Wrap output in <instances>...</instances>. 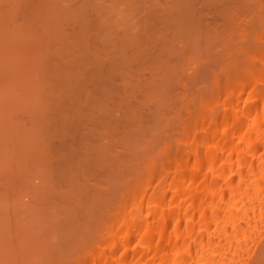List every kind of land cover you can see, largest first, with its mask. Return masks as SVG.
I'll list each match as a JSON object with an SVG mask.
<instances>
[{"label": "bare ground", "instance_id": "bare-ground-1", "mask_svg": "<svg viewBox=\"0 0 264 264\" xmlns=\"http://www.w3.org/2000/svg\"><path fill=\"white\" fill-rule=\"evenodd\" d=\"M0 264H264V0H0Z\"/></svg>", "mask_w": 264, "mask_h": 264}, {"label": "rangeland", "instance_id": "rangeland-1", "mask_svg": "<svg viewBox=\"0 0 264 264\" xmlns=\"http://www.w3.org/2000/svg\"><path fill=\"white\" fill-rule=\"evenodd\" d=\"M147 109H148V108H146V110H147ZM89 181H90V183H89ZM89 181H88V184L90 185V188H91V180H89ZM89 185H88V186H89ZM24 199L26 200V197H25ZM27 199H28V198H27ZM28 200H29V199H28ZM28 200H27V201H28Z\"/></svg>", "mask_w": 264, "mask_h": 264}]
</instances>
